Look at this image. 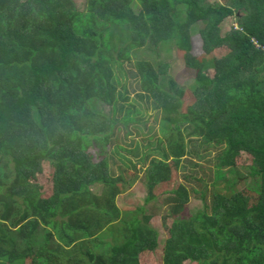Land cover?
<instances>
[{"label": "trees", "instance_id": "trees-1", "mask_svg": "<svg viewBox=\"0 0 264 264\" xmlns=\"http://www.w3.org/2000/svg\"><path fill=\"white\" fill-rule=\"evenodd\" d=\"M84 9L73 0H0V264L26 255L37 264H140L141 253L158 247L153 214L144 206L121 212L116 199L129 183L111 177L104 160L93 163L87 149L112 145L119 153L116 141L129 145L135 135L151 141L152 127L141 132L140 107L125 85L119 89L115 69L138 49L156 52L169 43L195 72L194 101L182 109L183 90L172 80L166 90L159 83L166 66L137 62L147 95L140 100L154 105L164 132L152 149L160 156L145 168L144 205L182 160L199 167L192 159L215 150L217 169L233 167L241 152L251 156L257 198L251 204L245 195L230 198L240 177L221 187L182 175L184 183L165 201L172 220L161 264H264V0H87ZM228 18L234 25L222 35ZM198 23L204 54L225 48L223 56L191 54L190 28ZM95 99L111 117L93 110ZM44 162L53 167L48 198L29 183ZM95 183L103 186L100 195L90 189ZM191 194L202 209L178 218ZM111 225L117 237L100 238ZM74 251L83 253L76 258Z\"/></svg>", "mask_w": 264, "mask_h": 264}, {"label": "rangeland", "instance_id": "rangeland-1", "mask_svg": "<svg viewBox=\"0 0 264 264\" xmlns=\"http://www.w3.org/2000/svg\"><path fill=\"white\" fill-rule=\"evenodd\" d=\"M77 9L82 11L85 10L87 0H73ZM211 3H225V0H207ZM135 12L138 11L137 6H133ZM241 11H235V15L241 14ZM234 25L233 18H228L221 24V34L223 35L227 32L230 27ZM202 24H194L190 28V36L192 49L191 54L200 59H210L219 58L223 56L227 50L225 48L213 51L210 54H204L202 51V42L200 38V28ZM115 35L118 32L115 31ZM131 61L124 62L121 71L119 68L115 69V77L119 81V89L121 86L126 87V94L129 97L132 105H138L140 109L137 110L135 118L139 119L142 123L140 130L142 133L147 132V126L152 127L153 138L149 142H143L139 135L132 137L131 143L123 144L122 141H116V144L120 145L124 150H120L119 153H114L112 145L104 151H97L94 148H88L91 161L93 163H98L104 160L107 164L108 174L116 178L118 175L124 177L126 183L125 188L122 193L117 197L116 203L121 212L134 211L140 206H144L145 209L152 213L153 216L149 221V224L158 232V247L154 251H145L139 255L140 264H161L162 262V251L166 238L168 237V227L171 224V218L169 214L165 213L168 206L165 201L168 200V192L175 190L180 183H184L183 176L185 174L196 176L197 178H204V180L210 184L212 181H217L224 185V181L233 180L234 177H240V181L237 183L235 189L231 192L230 198L234 195H245L249 201L255 202L257 198L253 190V181L248 175V168L252 165L251 156L247 153H239L234 161V166L231 168H219L215 166L213 156L217 153V150L212 151L207 154L203 159L196 160L192 159L193 163H198L199 167H193L186 158L182 160V168L179 171L171 170L170 179L167 182L159 184L153 194L155 195V200L150 201L148 204L144 205V199L147 194V189L144 183V173L145 168L148 165L149 158H152L156 153L152 150L155 147L157 140L163 139L164 132L161 128V119L158 111L155 109L154 105L151 103H146V98L140 100V96H147L144 91L140 88L139 74L137 72L136 66L138 61H146L152 65L154 70L159 68V65H165V73L159 75V83L162 89H167V82L172 80L176 85L181 88L184 92L182 102V109L192 105L194 97L192 95V87L195 78V72L192 69L187 68L184 65V53L177 50L172 43L164 47H159L156 52L152 51L148 47L138 49L131 53ZM206 75L211 77L213 75L212 70L205 71ZM91 106L96 113L102 114L107 117H111V108L99 102L98 100H92ZM125 131L122 129L117 133V137L120 140L123 137ZM148 137V136H147ZM196 141V139L194 140ZM137 144L138 150L133 148V145ZM191 147L190 143H187V148ZM151 151V152H150ZM160 155H155L158 158ZM172 165V163H171ZM133 167V168H132ZM178 172V173H177ZM52 173L53 167L46 162L42 163V167L39 173H35L34 178L29 179L30 184L37 183L40 187V193L43 198H48L52 194ZM216 175H220L218 179L215 178ZM212 179V180H211ZM90 189L93 194L100 195L103 186L99 183L92 184ZM217 194H224L229 196L230 194H225L223 192ZM201 201L194 196L190 195L189 202L179 211L178 218L186 219L194 214L196 211L202 209ZM244 207V206H242ZM241 206H236L235 211H240ZM234 210V208H233ZM164 220L163 224L162 221ZM118 232L114 225L104 229L103 233L99 234L102 239H114L117 237ZM90 247V246H88ZM92 251H95L92 249ZM83 252L74 251L73 256L79 257ZM14 264H37V260L33 255L22 256L15 260ZM82 264V262L80 263ZM84 264V263H83ZM183 264H196L191 261H185Z\"/></svg>", "mask_w": 264, "mask_h": 264}, {"label": "built area", "instance_id": "built-area-1", "mask_svg": "<svg viewBox=\"0 0 264 264\" xmlns=\"http://www.w3.org/2000/svg\"><path fill=\"white\" fill-rule=\"evenodd\" d=\"M256 47H259V45L256 44V42H253ZM261 50L264 52V46H261Z\"/></svg>", "mask_w": 264, "mask_h": 264}]
</instances>
